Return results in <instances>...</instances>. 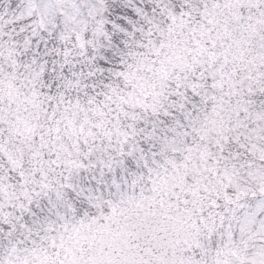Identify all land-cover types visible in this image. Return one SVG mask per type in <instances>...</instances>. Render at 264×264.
Segmentation results:
<instances>
[{"label": "snow or ice", "instance_id": "1", "mask_svg": "<svg viewBox=\"0 0 264 264\" xmlns=\"http://www.w3.org/2000/svg\"><path fill=\"white\" fill-rule=\"evenodd\" d=\"M0 264H264V0H0Z\"/></svg>", "mask_w": 264, "mask_h": 264}]
</instances>
